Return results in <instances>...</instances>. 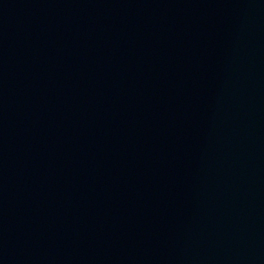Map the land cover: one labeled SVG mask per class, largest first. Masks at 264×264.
I'll return each mask as SVG.
<instances>
[{"label":"water","instance_id":"95a60500","mask_svg":"<svg viewBox=\"0 0 264 264\" xmlns=\"http://www.w3.org/2000/svg\"><path fill=\"white\" fill-rule=\"evenodd\" d=\"M0 264H264V0H0Z\"/></svg>","mask_w":264,"mask_h":264}]
</instances>
